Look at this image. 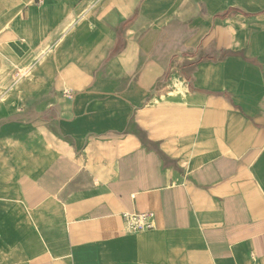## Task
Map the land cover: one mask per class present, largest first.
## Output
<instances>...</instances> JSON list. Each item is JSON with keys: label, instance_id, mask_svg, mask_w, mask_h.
<instances>
[{"label": "crops", "instance_id": "crops-1", "mask_svg": "<svg viewBox=\"0 0 264 264\" xmlns=\"http://www.w3.org/2000/svg\"><path fill=\"white\" fill-rule=\"evenodd\" d=\"M0 264H264V0H0Z\"/></svg>", "mask_w": 264, "mask_h": 264}, {"label": "built area", "instance_id": "built-area-1", "mask_svg": "<svg viewBox=\"0 0 264 264\" xmlns=\"http://www.w3.org/2000/svg\"><path fill=\"white\" fill-rule=\"evenodd\" d=\"M147 215L145 214H135L129 217H126L128 219V228L132 231L135 230H141L142 225H140L141 221H144L146 219Z\"/></svg>", "mask_w": 264, "mask_h": 264}]
</instances>
